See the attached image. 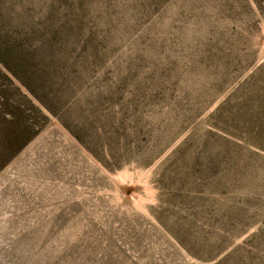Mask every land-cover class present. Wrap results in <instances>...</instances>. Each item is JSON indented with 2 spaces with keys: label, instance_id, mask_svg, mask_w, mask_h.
<instances>
[{
  "label": "rangeland",
  "instance_id": "1",
  "mask_svg": "<svg viewBox=\"0 0 264 264\" xmlns=\"http://www.w3.org/2000/svg\"><path fill=\"white\" fill-rule=\"evenodd\" d=\"M112 1L102 105L138 149L102 163L0 79L30 135L0 124V264H264V0Z\"/></svg>",
  "mask_w": 264,
  "mask_h": 264
},
{
  "label": "trees",
  "instance_id": "2",
  "mask_svg": "<svg viewBox=\"0 0 264 264\" xmlns=\"http://www.w3.org/2000/svg\"><path fill=\"white\" fill-rule=\"evenodd\" d=\"M110 2L0 0V79L16 82L39 104L37 109L56 118L98 160L105 163L106 153L117 166L116 155L124 157L138 149L137 145L130 149L129 143L139 139V132L122 110L102 105L101 98L112 95L114 87L106 82L111 66L105 31L91 10L96 3ZM93 99L96 106L90 105ZM11 103L0 90L5 150L15 153L30 135L24 136L29 128L20 122L28 117L24 107Z\"/></svg>",
  "mask_w": 264,
  "mask_h": 264
}]
</instances>
